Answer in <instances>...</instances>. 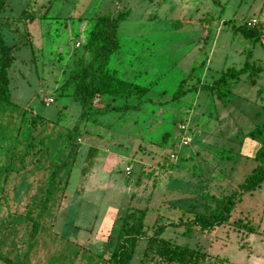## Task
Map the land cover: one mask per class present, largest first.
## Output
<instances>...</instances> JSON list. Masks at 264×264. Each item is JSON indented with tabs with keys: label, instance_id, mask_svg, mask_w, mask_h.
Wrapping results in <instances>:
<instances>
[{
	"label": "rangeland",
	"instance_id": "obj_1",
	"mask_svg": "<svg viewBox=\"0 0 264 264\" xmlns=\"http://www.w3.org/2000/svg\"><path fill=\"white\" fill-rule=\"evenodd\" d=\"M127 8L108 68L145 86V101L138 109L100 113L137 100L136 94L102 97L92 104L98 112L80 118L73 85L60 86L78 61H89L83 44L94 17ZM25 9L32 21L21 15ZM0 31L6 44L19 43L9 72L11 100L0 101V254L15 264H109L131 207L145 208L146 218L130 264H162L146 250L154 221L186 216L191 205L207 211L215 203L211 195L237 189L254 168L264 139L250 134L264 127V0H8ZM247 62L255 70L228 88L200 89ZM181 80L197 90L169 101ZM35 113L48 123L30 127ZM47 133L33 154L25 153L24 140ZM71 143L61 187L44 208L31 207ZM89 146L96 157L82 177ZM31 208L39 221L34 234L26 216ZM182 231L168 226L161 236L231 264H264V180L243 195L227 223L190 236ZM0 264L7 263L0 258Z\"/></svg>",
	"mask_w": 264,
	"mask_h": 264
},
{
	"label": "trees",
	"instance_id": "obj_2",
	"mask_svg": "<svg viewBox=\"0 0 264 264\" xmlns=\"http://www.w3.org/2000/svg\"><path fill=\"white\" fill-rule=\"evenodd\" d=\"M8 0H0V15L6 7ZM130 13L129 8L125 10H116L115 12L100 13L94 17V23L88 33V37L83 44V50L90 53L89 61L86 64L77 62L69 72L64 82L60 86L65 91L73 85L70 96L80 105L81 112L79 117L85 118L95 114L92 108L93 101L102 97H112L123 99L137 95L135 103L124 102L122 105L106 106L100 113H106L113 110L126 111L129 109H138L141 103L145 101L143 97L146 94V87L139 84H133L130 81L118 76L116 70H110L108 63L110 57L120 48V41L117 36V30L120 23L125 20ZM22 16L28 17L31 21L34 13L25 9ZM242 33L254 36L244 27H239ZM252 33V35H251ZM17 41V40H16ZM28 43L33 47V41L29 35ZM19 43L12 45L6 44L3 34L0 31V101L10 102V69L14 62L13 49L18 48ZM255 65L246 63L240 68L230 67L214 81L200 86V89L216 91L218 89L228 88L230 80L239 79L240 75L255 70ZM184 80H181L177 89L173 92L169 101H174L184 96L188 90H197V88H185ZM48 123L41 115L35 113L31 116V125L35 129L38 122ZM76 125L67 132V140L70 143L73 131ZM37 133V132H35ZM264 133V127L252 131L250 134L255 137ZM39 139L32 137L24 140L25 153L35 152L37 141L43 143L44 139L49 138L51 133L45 135L38 134ZM23 141V140H22ZM262 149L255 156L257 161L254 168L245 177L243 182L238 184L237 189L230 193L221 194L220 196L211 195V199L215 202L213 207H208L205 212H197L193 209V205L184 209L186 216L180 215L176 220L160 222L155 220L151 226L150 233L146 236V250L150 251L152 258L162 264H231L227 258L219 255H212L202 248H193L187 244H180L170 238L162 237V233L168 226L183 229L182 234L190 236L196 231H210L213 228L227 223L232 215V211L238 202H241L243 195L255 187L259 186L264 180V139L262 140ZM97 148L89 146L86 154V164L82 168V177L92 169L96 157ZM36 155V154H35ZM74 145L71 143L68 149V155L63 162L53 164L50 169L49 183L42 192L39 205L40 208L45 207V203L54 194L56 189L59 190L60 175L69 165V161L73 160ZM62 176V175H61ZM55 190V191H54ZM64 190V188H63ZM65 191V190H64ZM64 193V192H63ZM208 196V193H205ZM32 208L27 210L26 216L32 219V234L37 232L39 221L33 217ZM38 215V214H37ZM40 217V216H39ZM38 217V218H39ZM146 209L141 207H131L127 209L121 218V223L116 235V241L108 258L109 264H130L136 250L138 241L142 239V233L145 228ZM245 224V223H244ZM1 260L7 264H15L9 257L0 254Z\"/></svg>",
	"mask_w": 264,
	"mask_h": 264
},
{
	"label": "built area",
	"instance_id": "obj_3",
	"mask_svg": "<svg viewBox=\"0 0 264 264\" xmlns=\"http://www.w3.org/2000/svg\"><path fill=\"white\" fill-rule=\"evenodd\" d=\"M187 139H188V137H187ZM183 143H184V144L187 143L186 137H183Z\"/></svg>",
	"mask_w": 264,
	"mask_h": 264
}]
</instances>
